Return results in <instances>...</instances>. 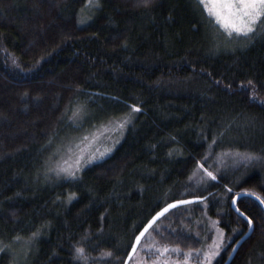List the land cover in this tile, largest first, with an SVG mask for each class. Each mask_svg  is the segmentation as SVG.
<instances>
[{
  "label": "trees",
  "instance_id": "trees-1",
  "mask_svg": "<svg viewBox=\"0 0 264 264\" xmlns=\"http://www.w3.org/2000/svg\"><path fill=\"white\" fill-rule=\"evenodd\" d=\"M92 2L0 0V264H124L161 207L194 196L146 238L189 253L215 222L223 264L249 229L233 198L264 197V35L216 48L224 33L197 0ZM124 116L109 156L57 175L71 141ZM198 164L217 179L197 184ZM238 207L255 228L231 264H264V209Z\"/></svg>",
  "mask_w": 264,
  "mask_h": 264
},
{
  "label": "snow or ice",
  "instance_id": "snow-or-ice-1",
  "mask_svg": "<svg viewBox=\"0 0 264 264\" xmlns=\"http://www.w3.org/2000/svg\"><path fill=\"white\" fill-rule=\"evenodd\" d=\"M89 3H92V0H89ZM99 0H96V4L98 5ZM139 3L143 6L147 7L150 5L151 0H139ZM199 5H202L207 8L208 13L210 16H214L216 22L224 29L223 41L213 35V39L215 40L214 47L219 48L221 46L228 47V41L235 39H246V40H253L257 35H264V29L260 28V22L264 21V0H226L225 3H218L217 0H212L211 5L206 3V0H197ZM226 9V11H225ZM83 23V20L81 21ZM249 84H252V81H248ZM252 98H258L256 91H252L251 93ZM131 108L134 111H139L138 105H131ZM79 111V109H77ZM129 117L124 116L123 119L119 120L118 126L123 128L125 124L128 122ZM222 135V133H221ZM111 151L110 148H106L103 152H92L90 155L85 157L84 153L81 152L80 155L75 159L74 163L70 167H58L55 171L57 175L61 172L67 174L70 177H77L80 170L87 164L91 163L92 161L101 159L104 155ZM254 154H245L243 158L251 159ZM199 168H204L203 164H198ZM49 171H53V169H49ZM207 176L211 177L213 180L217 179L216 175L204 169ZM74 193L69 195V199L74 196ZM239 195V194H237ZM253 195H256L253 193ZM193 200H203V197H193ZM262 203H264V197H259ZM189 201H180L176 200L173 203L167 204L166 207L162 208L159 212H157L150 220H148L147 224L143 226V229L139 232L138 235L135 236V243L131 244L130 247L132 249L131 252L128 253V258L131 259L133 254L136 253L137 246L141 244V238L145 236V233L148 232L149 228L153 225V223L157 220L158 217L162 216L164 213L168 211V209L174 207L175 205L179 204H187ZM246 217L247 225L249 229L255 228V222L253 221L251 216H248L246 213L243 214ZM215 223V222H214ZM235 231V229H233ZM37 233H32V236H36ZM199 235V233H197ZM244 235H248L245 232ZM244 237L242 236L241 239ZM15 239L19 240L20 237L17 236ZM239 243V241H237ZM144 249L153 250L154 245L145 244L142 246ZM218 247V246H217ZM9 248L8 245H4L3 248H0V251ZM155 251L163 254L169 251V246L164 245L162 247H155ZM178 251V249H176ZM197 252L200 250L197 249ZM106 256H111L112 253L110 251L102 253ZM217 251H206L203 253L205 264H210L211 258L217 255ZM191 252L186 254L190 256ZM76 258L78 259H86L85 256V248L82 246H77L76 248ZM151 264H160L159 256L151 262ZM163 264H168L165 260ZM175 264H179V261L175 262Z\"/></svg>",
  "mask_w": 264,
  "mask_h": 264
},
{
  "label": "rangeland",
  "instance_id": "rangeland-1",
  "mask_svg": "<svg viewBox=\"0 0 264 264\" xmlns=\"http://www.w3.org/2000/svg\"><path fill=\"white\" fill-rule=\"evenodd\" d=\"M217 2L225 3L226 0H217ZM206 3L211 5L212 0H206ZM87 5H90V3H88ZM79 16L84 18L85 14L80 13ZM80 17H79V20H80ZM62 21H64L63 18H62ZM215 23L219 25L218 22L215 21ZM55 24H56L55 29L57 30V25L59 23L55 22ZM219 26H217L218 29L224 33V29L221 26L220 27ZM119 120H117L116 122H110V123H105L104 125H101L100 127L96 128L93 132H91V134H88L80 141H76V142H74V140L71 141L68 148L65 150L64 154L61 156L62 158L60 157V159L58 160L59 162L57 163V166L61 168L72 166L75 159L80 155L81 152H83L85 157H87L92 152H96L98 154L99 152H103L106 148L111 149V151L107 152L103 158L92 161L91 163L99 162L102 159L109 156L112 153L113 149H115V147L119 143L121 137L123 136V132L121 130L122 128H120L117 123ZM204 169L206 168H199L201 174L200 173L196 174L195 179H193L197 184H200V185L205 184L206 180L209 177L207 176V174H205L206 172L204 171ZM210 225L211 227H210L209 233H211L212 236L209 238H208L209 235L206 236L208 238V242L204 245L202 249H199L200 250L199 252L195 250L191 252V255L187 256V258H186L187 252H185L186 254L185 253L183 254V252L181 253V250L177 246H171V247L169 246V249L171 251H168L167 253H163V254L155 251L154 250L155 245L153 244L154 240L152 239V236L148 235L147 238L145 236V238L142 240L136 252L137 255L135 254L136 256L132 258L133 260L131 259L129 264H151V262L155 260L158 256L160 259V264H163V261L165 260L168 262V264H175V262L177 261H179V264H205L203 253L206 251H217L218 254L213 256L210 261V264H214L220 252L222 251V249L226 247L230 239H228V237L225 234V231L222 230L220 227H218L216 223L211 221ZM145 244L154 245L153 250L144 249L142 246ZM162 246L163 245H158L156 247H162ZM176 249H178V251ZM154 252H157V254L153 255Z\"/></svg>",
  "mask_w": 264,
  "mask_h": 264
},
{
  "label": "water",
  "instance_id": "water-1",
  "mask_svg": "<svg viewBox=\"0 0 264 264\" xmlns=\"http://www.w3.org/2000/svg\"><path fill=\"white\" fill-rule=\"evenodd\" d=\"M246 195H249V196H251V197H253L254 199H256L263 207H264V203H262L261 202V200L259 199V196H257V195H253L252 193H241V194H239V195H237L234 199H233V209L237 212V213H239L241 216H243L244 218H246L243 214H244V212L238 207V201H239V199L242 197V196H246ZM194 197H201V196H194ZM193 197H188V198H182V199H177V200H180V201H189V203H193V202H198V201H202V200H193L192 199ZM204 198V197H203ZM204 200V199H203ZM174 201H176V200H173V201H171V202H169V203H167V204H170V203H173ZM189 203H187V204H189ZM167 204H165L163 207H161L157 212H159L162 208H164V207H166V205ZM183 205H186V204H179V205H175L174 207H172V208H170V209H168V211L166 212V213H164L162 216H160V217H158L157 218V220L153 223V225L149 228V230H148V232L151 230V228L161 219V218H163L167 213H169L171 210H173L174 208H176V207H179V206H183ZM156 212V213H157ZM155 213V214H156ZM154 214V215H155ZM153 215V216H154ZM152 218V217H151ZM150 218V219H151ZM149 219V220H150ZM148 222V221H147ZM147 222L145 223V224H147ZM144 224V225H145ZM143 225V226H144ZM143 229V227L140 229V231ZM139 231V232H140ZM253 231H254V229H248L247 230V233H248V235H244L243 237V239H240V240H238L239 241V243H235V246H234V248H233V251H232V253H231V255H230V257L228 258V260L224 263V264H230V262L232 261V259H233V257H234V255H235V253L237 252V250L239 249V247H240V245L242 244V242L246 239V238H248L252 233H253ZM139 232L137 233V235L139 234ZM147 232V233H148ZM147 233H145V236L147 235ZM144 236V237H145ZM144 237H142L141 238V242H142V240L144 239ZM133 243H135V238H134V241H133ZM139 246L140 245H138L137 246V249H136V252H137V250H138V248H139ZM132 251V249L130 248V250H129V252H131ZM128 252V253H129ZM136 254V253H135ZM135 254H133V256L135 255ZM133 256H132V258H133ZM131 258V259H132ZM131 259H129L128 258V254H127V256H126V259H125V263L124 264H129V262L131 261Z\"/></svg>",
  "mask_w": 264,
  "mask_h": 264
},
{
  "label": "bare ground",
  "instance_id": "bare-ground-1",
  "mask_svg": "<svg viewBox=\"0 0 264 264\" xmlns=\"http://www.w3.org/2000/svg\"><path fill=\"white\" fill-rule=\"evenodd\" d=\"M241 193H251V192H248V191H242V192H239L238 194H241ZM252 194H253V193H252ZM236 196H237V194H236ZM236 196H235V197H236ZM247 196H249V195L242 196V197H247ZM235 197H234V198H235ZM242 197H241V198H242ZM250 197H251V196H250ZM234 198H233V199H234ZM241 198H240V199H241ZM232 206H233V202H232ZM261 206H262V205H261ZM262 207H263V206H262ZM176 208H177V207H176ZM174 209H175V208H174ZM263 209H264V207H263ZM161 219H162V218H161ZM245 219H246V218H245ZM243 236H244V235H243ZM240 239H241V238H239L238 240H240ZM246 239H247V238H246ZM246 239H245V240H246ZM245 240H244V241H245ZM244 241H243V242H244ZM243 242H242V244H243ZM242 244H241V245H242ZM241 245H240V247H241ZM234 246H235V244H234ZM234 246H233V248H234ZM240 247H239V249H240ZM233 248H232V250H231V253H232V251H233ZM239 249L237 250V252L239 251ZM237 252L235 253L233 259L235 258ZM231 253H230V255H231ZM230 255L228 256V258L230 257ZM228 258L226 259V261L228 260ZM233 259H232V261H233ZM226 261H225V262H226ZM232 261H231V262H232ZM225 262H224V263H225ZM231 262H230V264H231ZM224 263H223V264H224Z\"/></svg>",
  "mask_w": 264,
  "mask_h": 264
}]
</instances>
